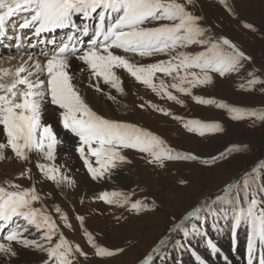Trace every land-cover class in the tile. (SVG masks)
<instances>
[{
	"label": "snow or ice",
	"instance_id": "6c2138e0",
	"mask_svg": "<svg viewBox=\"0 0 264 264\" xmlns=\"http://www.w3.org/2000/svg\"><path fill=\"white\" fill-rule=\"evenodd\" d=\"M224 2L225 0H221V3ZM192 5L193 0H0V38L6 36L9 21L21 14L24 15L19 30L32 29V34L36 37L58 29L73 30L51 54L41 53L47 56L44 68H41L38 60L36 61L35 69L41 74L46 71V83L39 77L34 81L29 79L34 73L25 67L27 61L14 71L0 69V125L3 126L7 137L6 143H0V161L6 159L5 149H10L15 158L24 162H31L30 154L33 152L40 154L47 161L55 160L56 148L64 141L58 138L51 124L42 122V105L46 98L61 110L59 118L63 128L78 138L76 151L93 180L105 176L111 178L115 169L129 162L121 154V149L144 153L148 163L159 167H164L165 161L198 159L195 155L175 151L160 136L137 125L113 121L97 114L73 83L74 77L69 71V60L72 56H76L87 66L90 78L97 80L92 87L98 92L103 91L99 86V81L102 80L104 84L124 94L123 82L117 75V70H123L156 95L177 104L183 105L184 101L173 94L172 90L178 94L192 96L197 103L215 105L226 110L232 114V120L240 121L254 117L255 120L264 122V111H249L193 95V89L213 83V77L209 73L215 72L221 76L238 73L243 67V62L250 61L251 57L246 56L227 38L219 39L211 35L210 30L202 24V17L189 10ZM78 19L87 23H83L81 27L77 23ZM12 28L13 31H18L15 24ZM89 35L90 43L82 47L80 37ZM24 38L30 39L28 36ZM52 43L55 45L56 42L53 40ZM193 45L205 50L196 53L186 51ZM22 47L21 44L16 45L18 50ZM114 50L141 59L157 55L167 56L168 59L144 64ZM32 59L29 55L28 60ZM25 72L27 75L22 76ZM249 75L253 78L249 80L248 90H254L253 86L257 83L264 84L254 73ZM164 78H170L171 82H166ZM20 85L24 87L21 88ZM109 99L115 101L116 98L109 96ZM149 106L164 115H171L166 109L156 105ZM173 119L182 118L173 116ZM184 127L201 137L217 135L224 131L218 122L201 120L185 121ZM235 150L238 149H233ZM91 157H95L94 162ZM220 158L226 157L221 154ZM215 162V159L211 161ZM36 167L46 179L57 185L73 183L55 163H37ZM28 173V178L31 179V169ZM251 179L249 174L241 183L228 184L223 189V195H217L213 201L233 204L234 227H239L242 223L250 226L253 242L249 244V264L254 242L257 239L264 241V206H261L264 202H258L255 197L248 199ZM6 183L7 187L0 185V255L16 257L18 253L14 245H19L26 249L46 252L48 260L44 264H76V253H84L78 245L73 247L65 239L45 208L34 207L35 204L42 203L35 187L23 189L19 184ZM241 190L246 194L244 204L234 203L240 198ZM98 198L109 205L127 206L137 214L149 207L143 201L133 202L131 195L122 191H104ZM210 208L211 205L205 202L185 219L200 221L203 219L202 213ZM56 211L61 212L59 207ZM61 219L65 221L66 227H71L65 214L61 213ZM78 219L83 225L84 218ZM32 228L35 232L30 231ZM177 228L183 231L186 237L199 231L196 224H193L191 229L185 228L183 221ZM36 232L41 233L39 239L30 238L35 236ZM85 235L97 256L103 258L117 254L97 244L86 229ZM57 236L58 240L53 243ZM166 243L165 240L160 241L153 252L159 254L161 249L166 247ZM211 247L215 249L214 244ZM152 261L153 256L149 255L142 264H152ZM261 264H264V259Z\"/></svg>",
	"mask_w": 264,
	"mask_h": 264
},
{
	"label": "rangeland",
	"instance_id": "374dc122",
	"mask_svg": "<svg viewBox=\"0 0 264 264\" xmlns=\"http://www.w3.org/2000/svg\"><path fill=\"white\" fill-rule=\"evenodd\" d=\"M189 10L202 17V24L210 30L211 35L219 39L227 38L246 56L251 57L250 61L243 62V67L238 73L224 76L215 72L209 73L213 77V83L193 89V95L249 111H264V84L257 83L253 86L254 90H248L249 80L253 78L249 73H254L258 80L264 81V0H225L224 3H221V0H193ZM22 16L23 14L13 17L9 21L11 26L15 24L19 30ZM82 22L83 20H77L79 25ZM11 30L13 31V28H10ZM20 31L30 37L23 48L17 50V40H9V36L8 40L4 37V51L13 56H16L15 53H23L25 57L30 54L34 59L36 56L37 59H45L47 56L41 53L51 54L73 30L58 29L55 32L42 33L40 37H34L32 29ZM13 33L16 36L18 31ZM77 35L79 36L78 33ZM90 35L86 36V41L90 40ZM42 38H45V42L41 41ZM53 40L55 45L51 43ZM7 44H11L17 51L6 47ZM204 50L197 45L186 49L193 53ZM124 55L144 64L168 59L167 56L161 55L143 59L131 54ZM75 57L72 56L69 62L77 60ZM3 58L4 56L0 58V62ZM26 67L32 72L35 70L34 65ZM123 76L124 94L112 91L116 94V99L107 103L111 116L103 115L97 112L98 110L96 113L113 121L134 124L148 130L160 136L175 151L195 155L197 160L165 161L164 167H159L148 163L144 153L121 149V154L129 162L115 169L111 178L105 176L93 180L76 151L78 140L74 138L75 142L67 148L58 145L62 148L59 153L70 156L69 161L73 167L78 165V168L74 167L76 177H69L73 183L57 185L46 179L36 167L37 163L58 165L55 160L47 161L35 152L36 154H30L35 155L31 157L30 163L24 162L15 158L10 149H6L10 153L5 154L6 159L0 161V185L7 187L6 182H11L19 184L23 189L35 187L42 203H37L34 207L45 208L65 239L73 247L78 245L84 253H76V264H142L149 255L153 256L152 264H249L250 253L247 250L250 242H253L250 226L242 223L239 227H234L233 204L213 201L217 195H223V189L228 184L241 183L245 176L251 174L248 199L255 197L258 202H264V122L257 121L254 117L240 121L232 120V114L226 110L215 105L197 103L192 96L178 94L172 90L173 94L184 101L183 105L177 104L156 95L136 82L128 73L123 72ZM37 77L45 80L38 76V73H34L30 80L34 81ZM164 79L168 83L171 82L170 78ZM149 105L166 109L171 115L155 111ZM173 116L182 119H173ZM188 120L218 122L224 131L217 135L201 137L184 127V122ZM221 154L226 158H220ZM213 159L216 160L215 163H211ZM13 160L15 165L4 167ZM91 160L94 162L95 157H91ZM29 169L31 179L28 178ZM119 175L130 177L131 182L120 183L117 179ZM90 183L94 187H89ZM104 191L128 193L133 202L143 201L149 207L137 214L127 206L106 204L98 198ZM235 195L234 191L233 196ZM245 195L241 190L240 198L234 203L244 204ZM205 202L211 205V208L202 213V220L185 219ZM57 207L60 208V213L56 211ZM61 213L67 216V223L71 227L65 226ZM78 217L84 218L83 225ZM182 221L185 228L191 229L192 225L196 224L199 231L186 237L183 231L177 228ZM85 229L92 234L97 244L117 254L103 258L97 256L95 249L88 242ZM31 231L35 232V229L32 228ZM40 235L41 233L36 232L35 236L30 238L39 239ZM56 240L58 236L53 243ZM162 240L167 242L166 247L156 254L153 249L157 248ZM212 244L215 249L211 247ZM222 244L229 252L225 253ZM120 249L123 251H119ZM34 252L36 264H44L48 260L46 252L36 249ZM262 259L264 241L257 239L251 253V264H261Z\"/></svg>",
	"mask_w": 264,
	"mask_h": 264
},
{
	"label": "bare ground",
	"instance_id": "6f19581e",
	"mask_svg": "<svg viewBox=\"0 0 264 264\" xmlns=\"http://www.w3.org/2000/svg\"><path fill=\"white\" fill-rule=\"evenodd\" d=\"M82 23H86V21H83ZM82 23L80 24L81 27L83 25ZM10 28L12 29V26L9 23L7 26V33H6L5 38L8 40V37L10 36L9 40H14V39L17 40L15 45L22 44L24 46V43H26V40H27L24 38L26 36L25 32L18 30V34L16 36H14V33L11 30L12 34L10 35V33H11ZM80 39L83 42L81 45L82 47H86L87 43H90V40L86 41V39H87L86 36H82V37H80ZM1 41H4V40L2 39ZM41 41L45 42V38H42ZM51 43H52V41H51ZM34 45H35V43H34ZM6 46L11 47L14 52H16L18 50V49L17 50L15 49L16 46L14 48L13 46H11V44H7ZM114 51L119 53V54H122L118 50H114ZM2 52H3L2 56H4V58L0 62V69L7 68V69H11L14 71L17 67L21 66L24 63V61H27V64L25 65V67L29 66V65H35L37 60L39 61L41 68H44V66L47 63V58L42 59V57H39L37 59V56H36L35 59L33 58L32 60L29 61L28 56L30 54H28V56L25 57V56H23V53H21V54L15 53L14 55H16V56H13L12 54L10 55L8 52H4V51H2ZM77 54H79V53H77ZM69 63L71 65L69 71L73 74V77H74L73 83L76 86L77 90L80 92V94L84 97L85 101L89 104V106L92 109L95 110V112L98 110L97 112H100L103 115L111 116V112H109V107H108L107 103L112 100V99H109V96L115 97V95H116L115 93H114L115 94L114 95L112 91H117V90L112 88L110 85L104 84L103 81L101 80V81H99V86L103 91H99V92L96 91L95 88L92 87V85L97 83V80L95 78H90L89 70H88L87 66L84 65L83 62L78 60V59L73 60L72 62H69ZM26 68H28V67H26ZM82 69H83V71H82ZM123 72H124L123 70H117V75H119L121 77V80L123 82L122 86L125 89V81H124ZM33 73H38V76H40V77L42 76V78L45 79V83H46V71L43 74H41L40 72H38L35 69L33 71ZM21 75L25 76V75H27V72L22 73ZM30 77H32V76H30ZM30 77H29V79H30ZM19 87L23 88L24 86L20 85ZM60 111L61 110H59L57 106L52 105L50 103V100L48 98H46L44 104L42 105L41 119H42V122H44L46 124H51L53 127V130L57 133L58 138H60L64 141V143H62L59 146L63 147V148H67L69 145H71V144H73V142H75L74 141L75 139L78 140V138L63 128L62 123L60 122V118H59V112ZM6 141H7V137H6V134L3 132V126L0 125V143H6ZM59 146H57V148H56L55 162L58 163V165L60 166L62 173L66 174L70 178L76 177L77 172H74V167L78 168V165L73 167L69 161L70 156H68L67 154L64 155V154L59 153V151L62 150V148H60ZM7 153H10V152L5 149L4 154H7ZM34 153L35 152H33V154ZM31 157H35V155H32ZM7 164L8 165L5 164L4 167H11V165L12 164L15 165L16 162L13 160ZM238 170H236V171H238ZM117 179L122 184H127V183L131 182L130 177L123 176V175H119L117 177ZM89 187H94V186L92 183H90ZM30 231H31V229H30ZM222 246L225 249V246L223 244H222ZM14 247L16 248L18 255L16 257H12V258H8V257H4L3 255H0V264H36V260L34 259V257H35L34 250L35 249H26V248H23L19 245H14ZM227 251H228V249H225V253ZM247 251L249 253V250H247ZM200 264H204V263L202 262Z\"/></svg>",
	"mask_w": 264,
	"mask_h": 264
}]
</instances>
